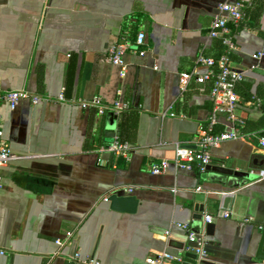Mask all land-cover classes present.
<instances>
[{"label":"crops","instance_id":"crops-1","mask_svg":"<svg viewBox=\"0 0 264 264\" xmlns=\"http://www.w3.org/2000/svg\"><path fill=\"white\" fill-rule=\"evenodd\" d=\"M237 1L0 0V88L48 99L23 100L14 110L0 103L3 138L15 158L0 169V264H146L162 251L179 257L177 264H196L185 231L173 224L199 232L200 214L212 216L214 225L205 264H264L256 259L264 227V148L230 141L212 151L211 166L236 174L229 189L213 184L218 177L207 171L149 170L161 160L172 163L176 145L193 146L205 129L212 83L191 81L180 97L178 79L195 68L200 50L211 58L220 54L224 35L209 39L207 32L219 6ZM245 22L249 29L226 25L236 47L230 67L255 92L264 85V0H254ZM139 33L146 53L128 49L122 73L108 51L118 43L132 47ZM240 91L244 132H260L262 110ZM60 95L69 102H57ZM93 98L132 109L99 115L82 105ZM112 119L116 127L108 129ZM223 126L219 119L216 130ZM115 139L132 146L129 161L99 152ZM125 186L133 192L118 190ZM198 187L230 195L225 208L217 200L195 212ZM75 253L80 262L69 260Z\"/></svg>","mask_w":264,"mask_h":264},{"label":"built area","instance_id":"built-area-1","mask_svg":"<svg viewBox=\"0 0 264 264\" xmlns=\"http://www.w3.org/2000/svg\"><path fill=\"white\" fill-rule=\"evenodd\" d=\"M252 0H238L235 3H223L218 8V15L213 19L207 37L209 39H216L219 36L224 35L222 38V44L224 46V53L218 59H213L204 54L203 50H200L196 59L195 68L191 72H184L179 75L178 88L179 95L183 97L187 92L189 84L194 81L196 84L202 86L206 82L210 81L211 88L209 90V97L212 101V109L210 111L208 120L206 121L205 129L193 143V146H181L176 145L175 157L171 162L167 160H161L159 162L152 163L149 167L150 173L153 175H163L170 165H173L178 170H196L199 174H204L207 171V167L212 162V151L218 149L222 144L230 141H245L250 143H257L260 148H264V127L260 132H244L245 121L237 115L238 105L240 98L236 94V86L243 81L244 75L242 72H238L230 67V54L236 48L232 36L226 27L229 21L234 24H239L243 21L245 16V10L250 7ZM127 44H115L113 45L107 54L108 61L121 68V72L126 71V64L124 62V55L129 49L134 54L139 56L145 55V35L139 33L130 47ZM199 67L207 68V72L200 74L198 72ZM29 101L32 105H38L41 101H48L47 98H42L27 90H2L0 88V103L6 104L10 110H14L17 105L23 101ZM57 102L68 103L69 101L60 95ZM256 107L260 108V101H253ZM83 106L96 107L99 115H104L108 110L113 115H118L121 112L131 110V106L128 103L116 101L112 106L106 107L103 105L99 98H93L90 102L83 103ZM165 115V114H164ZM174 116L173 114H171ZM261 118L264 121V112H261ZM219 119L224 120V126L221 131H217L216 127L219 125ZM2 115L0 113V169L6 166L11 160L15 158L12 156L9 144L3 138L2 131ZM132 146L127 142H121L119 139H115L108 146L99 149L101 153L111 154L116 158H121L125 161L130 160V153ZM1 186V176H0ZM119 191L125 193H131L134 187L125 186L118 188ZM172 191L176 192L175 189ZM196 192H201V188L195 189ZM222 217L229 218L230 213H223ZM250 219H245V223H249ZM213 222V217L207 214L202 216L201 229L199 232L191 230L187 223H174L173 226L180 228L186 233V241L188 244V250L195 255L196 264H205L208 260V237L206 233V226ZM261 230L264 227L259 226ZM167 235L170 234L168 230ZM71 234L68 235L70 237ZM59 245H64L65 242H59ZM72 262H80L79 253L73 254L69 257ZM146 264H177L181 263L179 257H175L167 251L153 253L149 255L146 260ZM82 264H100L97 261L87 259Z\"/></svg>","mask_w":264,"mask_h":264},{"label":"water","instance_id":"water-1","mask_svg":"<svg viewBox=\"0 0 264 264\" xmlns=\"http://www.w3.org/2000/svg\"><path fill=\"white\" fill-rule=\"evenodd\" d=\"M115 120L116 119H112L111 121H109L108 129H114L116 127L115 126L116 125ZM207 172L216 174L218 179L213 184L220 186L222 189H225V188L229 189L232 185L230 182V178H233L236 176V174L232 170H228L226 168H221V167L216 168V167H213L211 165L207 167ZM219 193H221V192L213 191V192L209 193V192L202 191L201 193H197L195 195L196 204L194 206V211L202 213L204 210V203L211 206L217 200L220 202L219 208L222 211L225 208L226 199L230 195L219 194ZM219 215H223V212H220ZM198 217H199V220H202L201 214L198 215ZM206 233L208 236H213L214 225L212 223L207 224ZM256 259L260 260V261H264V229L260 233L258 249H257V253H256Z\"/></svg>","mask_w":264,"mask_h":264},{"label":"trees","instance_id":"trees-1","mask_svg":"<svg viewBox=\"0 0 264 264\" xmlns=\"http://www.w3.org/2000/svg\"><path fill=\"white\" fill-rule=\"evenodd\" d=\"M253 2L254 0H252V4L250 7H248L246 10H245V16H244V19L243 21L240 22L241 24V27L242 29L245 28V29H249V27H251L249 25V22L246 23V19H247V15H249V11L252 9L253 7ZM220 43L221 45V52L220 54H218L215 58L213 59H218L220 56H222V54L224 53V46L222 44V39H220L218 41V44ZM237 90L235 89V91L238 92V89L239 88H242V91H240V96L246 100H249V101H255V100H258L260 101V109L264 112V85L262 86H257L255 92H251V89H252V84H249V83H245L243 81H241L237 86H236ZM223 129V128H222ZM221 129V130H222ZM221 130H218V131H221ZM120 140V139H119ZM121 142H124L122 140H120Z\"/></svg>","mask_w":264,"mask_h":264}]
</instances>
